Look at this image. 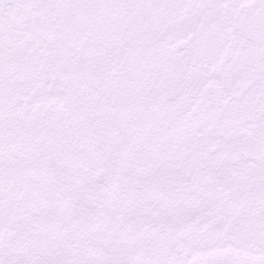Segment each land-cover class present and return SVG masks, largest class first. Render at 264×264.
Masks as SVG:
<instances>
[{
	"label": "snow or ice",
	"instance_id": "obj_1",
	"mask_svg": "<svg viewBox=\"0 0 264 264\" xmlns=\"http://www.w3.org/2000/svg\"><path fill=\"white\" fill-rule=\"evenodd\" d=\"M0 264H264V0H0Z\"/></svg>",
	"mask_w": 264,
	"mask_h": 264
}]
</instances>
